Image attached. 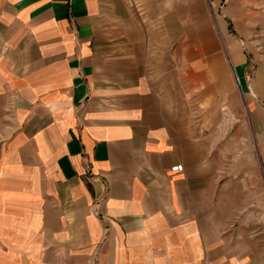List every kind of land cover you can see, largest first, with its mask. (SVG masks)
<instances>
[{"label": "crops", "instance_id": "0c3cea01", "mask_svg": "<svg viewBox=\"0 0 264 264\" xmlns=\"http://www.w3.org/2000/svg\"><path fill=\"white\" fill-rule=\"evenodd\" d=\"M153 2L0 0V264H240L207 69Z\"/></svg>", "mask_w": 264, "mask_h": 264}, {"label": "rangeland", "instance_id": "374dc122", "mask_svg": "<svg viewBox=\"0 0 264 264\" xmlns=\"http://www.w3.org/2000/svg\"><path fill=\"white\" fill-rule=\"evenodd\" d=\"M150 8L137 13L145 36L173 37L178 67L207 69L205 131L220 138L209 159L220 167L225 210L238 212L224 240L238 242L240 264H264V0H154Z\"/></svg>", "mask_w": 264, "mask_h": 264}, {"label": "built area", "instance_id": "2783aa9c", "mask_svg": "<svg viewBox=\"0 0 264 264\" xmlns=\"http://www.w3.org/2000/svg\"><path fill=\"white\" fill-rule=\"evenodd\" d=\"M171 172H182V165H175L173 167L170 168Z\"/></svg>", "mask_w": 264, "mask_h": 264}]
</instances>
